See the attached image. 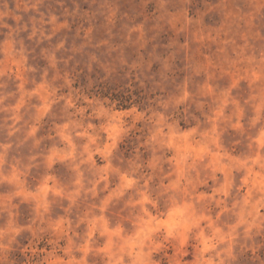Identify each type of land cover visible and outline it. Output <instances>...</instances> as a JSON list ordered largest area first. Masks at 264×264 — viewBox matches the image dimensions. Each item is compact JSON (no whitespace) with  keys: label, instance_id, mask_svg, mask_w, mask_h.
<instances>
[{"label":"rangeland","instance_id":"374dc122","mask_svg":"<svg viewBox=\"0 0 264 264\" xmlns=\"http://www.w3.org/2000/svg\"><path fill=\"white\" fill-rule=\"evenodd\" d=\"M0 264H264V0H0Z\"/></svg>","mask_w":264,"mask_h":264},{"label":"trees","instance_id":"16d2710c","mask_svg":"<svg viewBox=\"0 0 264 264\" xmlns=\"http://www.w3.org/2000/svg\"><path fill=\"white\" fill-rule=\"evenodd\" d=\"M117 99H119L120 100V103L122 104H124V102L127 100V98H125V96L124 95H117V96H115Z\"/></svg>","mask_w":264,"mask_h":264}]
</instances>
